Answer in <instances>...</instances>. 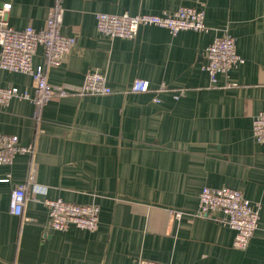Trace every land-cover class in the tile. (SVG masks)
Here are the masks:
<instances>
[{
  "label": "crops",
  "instance_id": "crops-1",
  "mask_svg": "<svg viewBox=\"0 0 264 264\" xmlns=\"http://www.w3.org/2000/svg\"><path fill=\"white\" fill-rule=\"evenodd\" d=\"M62 33L77 44L48 80L70 95L36 106L12 100L0 107V135H14L30 155L0 164V264H264V143L253 120L264 111V0H61ZM56 0H0L11 4L17 30H41ZM192 7L207 31L172 35L141 27L133 39L97 30L99 13L132 16ZM224 33L244 62L211 87L206 51ZM44 63L39 48L35 67ZM106 76L113 94L76 95L89 72ZM136 81L149 92L133 93ZM0 86L33 95L30 75L0 71ZM30 184L27 220L10 211L15 185ZM238 190L260 206V224L246 250L235 231L193 214L203 188ZM46 199L97 205L95 231L49 227ZM172 211L185 215L173 218Z\"/></svg>",
  "mask_w": 264,
  "mask_h": 264
},
{
  "label": "built area",
  "instance_id": "built-area-1",
  "mask_svg": "<svg viewBox=\"0 0 264 264\" xmlns=\"http://www.w3.org/2000/svg\"><path fill=\"white\" fill-rule=\"evenodd\" d=\"M11 4L0 7V71L9 70L30 75L33 79V95L15 87L0 86V107H7L12 100H28L36 106L35 120L39 132L41 112L44 106L56 98L70 95L63 86L49 82L48 72L51 67L60 64L73 51L77 44L75 37L62 33L64 8L61 0H56L54 7L41 30L28 26L17 30L8 20ZM97 30L110 38L133 39L138 30L144 26H155L169 30L172 35L182 31H207L205 14L192 7L179 8L174 12L162 14L128 13L122 15L99 13L96 15ZM39 48L43 50L44 63L35 67L33 58ZM205 70L208 72L211 87L218 86V76H227L229 72L242 64L244 60L237 52L235 38L224 33L216 38L206 51ZM133 93L149 92V84L136 81ZM113 94L107 84L106 76L99 72H89L76 95L105 96ZM253 138L257 143H264V111L253 120ZM35 146H25L17 136L0 135V164L11 165L18 155H30L31 168L35 161ZM30 177L25 183L15 185L10 200V211L22 220L26 218V208L30 201ZM33 182V181H32ZM44 206L49 210V227L55 231H66L75 226L85 231L98 228L100 208L97 205H79L65 202L62 199H46ZM173 218L181 220L185 215L172 211ZM201 219H216L235 231L234 247L246 250L260 224V206L253 204L242 192L231 188H209L201 191L199 208L193 214ZM132 264H171L154 260L139 259Z\"/></svg>",
  "mask_w": 264,
  "mask_h": 264
}]
</instances>
